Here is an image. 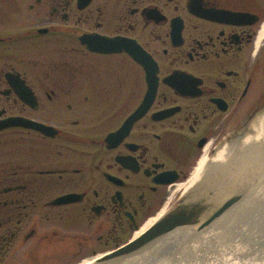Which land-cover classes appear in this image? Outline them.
<instances>
[{
	"label": "flooded vegetation",
	"instance_id": "obj_1",
	"mask_svg": "<svg viewBox=\"0 0 264 264\" xmlns=\"http://www.w3.org/2000/svg\"><path fill=\"white\" fill-rule=\"evenodd\" d=\"M262 120L264 0H0V124L49 130L0 129V264L91 263L211 201L198 168Z\"/></svg>",
	"mask_w": 264,
	"mask_h": 264
},
{
	"label": "water",
	"instance_id": "obj_2",
	"mask_svg": "<svg viewBox=\"0 0 264 264\" xmlns=\"http://www.w3.org/2000/svg\"><path fill=\"white\" fill-rule=\"evenodd\" d=\"M17 125L49 133L47 127L33 122L11 121L0 124V129ZM257 129L255 134L241 139L238 146L221 152L227 168L197 170V176L204 173L208 181L215 174L223 176V189L215 188L211 201L183 203L132 243L89 264H264L263 120ZM191 185L186 191L187 199ZM203 213H208L207 220L201 224ZM205 227L209 231L202 236L189 232ZM180 238L187 242L176 243L170 250L169 245ZM158 240H162L157 244L158 251L163 250L161 260L152 258Z\"/></svg>",
	"mask_w": 264,
	"mask_h": 264
},
{
	"label": "bare ground",
	"instance_id": "obj_3",
	"mask_svg": "<svg viewBox=\"0 0 264 264\" xmlns=\"http://www.w3.org/2000/svg\"><path fill=\"white\" fill-rule=\"evenodd\" d=\"M199 169V168H198ZM156 219L155 218H153V219H151L145 226H144V228H142V230L141 231H139L137 234H136V237H139V235L145 230V229H147L149 226H151L152 225V223L154 224L156 221H155ZM84 264H89V262H85Z\"/></svg>",
	"mask_w": 264,
	"mask_h": 264
}]
</instances>
